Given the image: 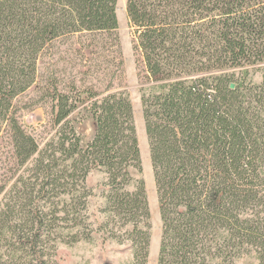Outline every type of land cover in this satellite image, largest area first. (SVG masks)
<instances>
[{"label":"trees","instance_id":"1","mask_svg":"<svg viewBox=\"0 0 264 264\" xmlns=\"http://www.w3.org/2000/svg\"><path fill=\"white\" fill-rule=\"evenodd\" d=\"M88 1L96 17L87 45L100 40L120 73L117 32L103 26L108 0ZM126 15L149 83L141 104L161 220L156 264H234L249 250L264 264V0H127ZM83 30L58 2L0 0V131L9 127L19 166L0 184V230L24 264H49L58 242L95 232L87 178L99 172L98 230L128 242V264H147L150 210L144 181L131 172L140 171V148L128 93L111 82L74 99L55 91L58 127L42 146L12 112L47 45ZM255 64L259 83L247 79ZM79 104L94 122L85 147L70 119ZM13 198L21 222L10 218Z\"/></svg>","mask_w":264,"mask_h":264},{"label":"rangeland","instance_id":"2","mask_svg":"<svg viewBox=\"0 0 264 264\" xmlns=\"http://www.w3.org/2000/svg\"><path fill=\"white\" fill-rule=\"evenodd\" d=\"M69 7L76 15L79 24L84 29L60 37L47 45L37 60L36 79L23 93L12 100V112L18 118L24 129L30 133L42 146L55 132L58 125L54 122L52 110L53 96L56 92L68 94L74 99L78 92L93 88L103 91L111 82L113 90H124L132 103L136 134L140 148V171L132 169L135 178H142L147 194L150 210V244L147 264H156L161 234V220L157 201L155 183L150 161L149 144L141 104V88L147 86L144 67L138 54L133 49L134 39L126 15L127 0H108L105 3L103 26L113 27L118 36V51L122 61L121 72L108 62L110 56L102 47L87 45L90 28L93 26L95 14L88 0H51ZM107 1V0H106ZM104 5V4H103ZM95 28V27H94ZM109 54V55H107ZM98 65H103L99 67ZM105 66H108L107 69ZM262 64L249 68L247 79L259 83L262 79ZM114 73L112 74V72ZM109 72V73H108ZM74 87V89H72ZM83 96V95H82ZM73 125L81 135L83 147L91 140L94 132V122L89 113L79 104L70 114ZM11 131L2 124L0 131V184L15 178L18 174ZM104 175L92 172L88 175L87 185L91 195L87 199L86 212L89 223L95 232L89 240H79L74 243H60L48 255L49 264H128L131 261V251L128 242L107 237L104 229L98 230L103 215L100 209L103 205L100 184ZM1 198V195H0ZM19 200L12 199L10 218L21 222L24 218ZM1 226V222H0ZM114 228L124 230L125 227ZM22 251L16 250V245L8 233L0 230V264H24ZM234 264H258L254 251L241 253Z\"/></svg>","mask_w":264,"mask_h":264}]
</instances>
